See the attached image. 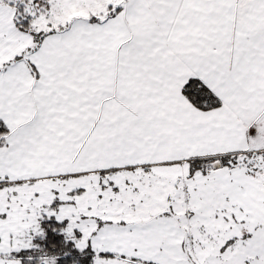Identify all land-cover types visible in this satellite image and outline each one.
Returning <instances> with one entry per match:
<instances>
[{"label": "snow or ice", "instance_id": "obj_1", "mask_svg": "<svg viewBox=\"0 0 264 264\" xmlns=\"http://www.w3.org/2000/svg\"><path fill=\"white\" fill-rule=\"evenodd\" d=\"M0 264H264V0H0Z\"/></svg>", "mask_w": 264, "mask_h": 264}]
</instances>
